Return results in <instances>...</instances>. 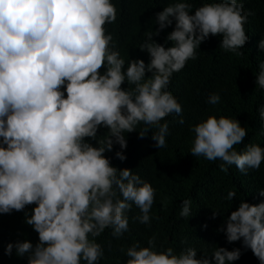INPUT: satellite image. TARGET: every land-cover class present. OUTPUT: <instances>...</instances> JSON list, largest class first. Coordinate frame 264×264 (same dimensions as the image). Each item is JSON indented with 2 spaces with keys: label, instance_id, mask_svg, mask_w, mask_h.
<instances>
[{
  "label": "clouds",
  "instance_id": "obj_1",
  "mask_svg": "<svg viewBox=\"0 0 264 264\" xmlns=\"http://www.w3.org/2000/svg\"><path fill=\"white\" fill-rule=\"evenodd\" d=\"M193 7L188 0H174L156 13V31L139 46L149 63L128 58L125 67L104 27L116 20L112 0H0V214L34 204L24 222L38 234L35 246L9 243L5 255L15 247L17 256L28 254L27 264H98L103 249L96 238L106 228L114 238L126 233L132 205L139 209L134 218L139 223L150 226L157 219L150 216L156 190L133 171H118L104 153L113 144L124 150L125 134L138 124L145 125L139 137L155 127L154 147L165 146L169 129L161 121L182 110L168 91L170 78L196 58L209 35L221 37L225 53L242 55L238 49L248 40L249 16L242 3L219 0ZM173 21L165 38L171 46L154 42L152 37ZM257 47L264 51V38ZM257 68L255 85L264 90V61ZM124 82L128 87L121 89ZM220 99L213 92L206 103L215 106ZM257 112L264 127V105ZM98 128H106L107 135L98 138ZM190 131L189 153L220 160L221 172L234 165L247 174L264 161V147L257 144L235 149L247 135L236 119L209 115ZM121 151L115 157L124 161ZM258 195L264 197V189ZM234 196L229 191L224 199ZM190 204L181 201V218L193 215ZM217 230L228 242L242 241L264 264V201L240 202ZM123 251L124 264H232L241 255L238 249L214 247L210 261L208 254L196 258L190 246L179 253L172 247L157 250L154 235L147 246L137 242Z\"/></svg>",
  "mask_w": 264,
  "mask_h": 264
},
{
  "label": "trees",
  "instance_id": "obj_2",
  "mask_svg": "<svg viewBox=\"0 0 264 264\" xmlns=\"http://www.w3.org/2000/svg\"><path fill=\"white\" fill-rule=\"evenodd\" d=\"M116 7V20L106 24V31L112 34L116 50L125 58L127 67L130 60H141L147 65L149 57L139 46L145 37L158 25L155 24L156 13L174 0H112ZM195 8L204 3L219 2V0H188ZM249 13L248 22L244 25L247 42L235 53H225L219 48V35L204 40L196 51V58L188 60L178 72L170 78L168 91L181 105L179 116L172 114L164 118L168 123V135L165 146L157 149L151 135L157 131L155 127L148 130L143 138L138 133L145 127L138 124L135 131L126 133V147L120 150L113 144L111 151L104 156L110 165L117 170L128 169L148 182L155 190L154 202L150 216V226L139 223L135 217L140 215L135 205L127 212L128 231L120 238L111 235V229L106 228L96 242L103 249V256L98 264H124L127 257L123 249L133 243L147 246V240L156 237L157 250L172 247L179 253L186 247L196 250V258L208 254L214 247H223L228 251L238 249L241 253L238 260L232 264H259L250 249L242 246V241L228 242L222 229L224 221L231 211L236 210L240 202L257 205L264 201L258 195L264 189V161L258 169H249L247 174H241L234 165L227 166L226 172L219 170L220 160L208 161L193 157L190 153L194 134L190 127L213 115L236 119L241 127H245L247 135L235 149L242 151L247 144H257L264 147V127L259 118L257 108L264 105V90L255 85L257 65L264 61V51L257 47L264 38V0H238ZM189 14H192L190 12ZM172 25L159 31L152 40L165 48L171 46L166 42V36L173 30ZM103 72V68L99 70ZM151 73H145L150 77ZM126 82L121 89L127 88ZM63 90V89H61ZM216 92L220 102L215 105L206 103L209 94ZM183 123H179L180 119ZM107 135L106 128H98L97 136ZM87 140V138H85ZM95 147V141H88ZM121 151L124 161L115 157ZM229 191L236 193L231 201L224 199ZM190 199L191 217L179 216L180 203ZM35 205H26L21 211L13 210L9 214H0V264H27V253L23 256L15 254V247L10 254L5 255V246L9 243L28 241L33 246L38 242V234L27 225L24 213L31 215ZM215 213V216H214Z\"/></svg>",
  "mask_w": 264,
  "mask_h": 264
}]
</instances>
